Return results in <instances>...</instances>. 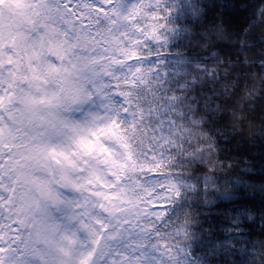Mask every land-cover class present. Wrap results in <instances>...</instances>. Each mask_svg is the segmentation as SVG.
Returning a JSON list of instances; mask_svg holds the SVG:
<instances>
[{
	"label": "trees",
	"instance_id": "obj_1",
	"mask_svg": "<svg viewBox=\"0 0 264 264\" xmlns=\"http://www.w3.org/2000/svg\"><path fill=\"white\" fill-rule=\"evenodd\" d=\"M13 1L19 5L11 17L16 23L14 31L21 30L15 42L19 55L22 57L37 38L36 70L48 77L47 89L58 93L62 80L58 76L51 78L54 63L57 75L66 70L73 76L89 68L92 91L82 94L74 113L79 115L89 102H97L109 130V142L119 151L115 158L100 148L88 150L90 161L82 160V165L73 169L77 175L91 178L88 185L81 187L82 194L71 182L73 170L64 169L57 177L53 166H40L38 159H34L33 170L22 177L31 185L28 195L38 196V207L43 201L46 213L62 206L64 195L82 199L84 206L79 210L99 232L92 242L88 264H126L130 259L117 256L126 245L138 256L152 251L148 247L149 234L135 223L147 219L139 211L145 205L148 211L166 210L156 225L169 215L177 224L184 223L176 219L178 216L188 217L184 239L167 235L153 238L161 250L156 252L157 264H175L176 260L179 264H264V0H164L170 8L167 19L164 12H157L154 19L150 10L141 9L140 15L129 21L139 20L141 31L155 25L156 19L164 24L163 28L150 29L161 41L166 39L163 47L155 40L141 41L146 46L151 43L159 52L152 58L156 67L148 75L150 78L157 71L164 74L167 91L179 97L185 112L189 110L186 119L179 121L186 128V143L174 161L175 167L165 162L150 173L160 179L181 175L177 179L183 188L176 205L150 198L141 205L135 203L136 186L129 178L142 174L140 160L135 144L115 123L114 110L124 99L116 89H134L131 96L142 105L144 123L154 124L155 115L148 114L151 95H139L140 88L146 85L137 87L123 81L117 85L112 80L113 72L120 70L113 63L119 56V46L107 29L119 30L126 22L102 18L104 9H100L101 16L95 12L98 0ZM29 1L34 17L30 25L20 10ZM150 2L121 0L122 12L127 14L132 4ZM98 18L99 23H95ZM165 28L169 29L166 36L162 35ZM4 33L0 27V40L5 39ZM94 60L96 67L92 65ZM126 64L135 65L136 59L129 57ZM19 72L25 73L21 67ZM143 74L142 68L138 75ZM17 84L20 86L21 81ZM131 107H136V101L131 102ZM152 107L157 105L153 103ZM8 127L9 124L3 137L8 136ZM145 135L151 136L152 130L146 129ZM169 151L175 153L174 149ZM60 195L63 201L57 204L55 199ZM105 216L113 223L119 222V227L114 229L106 222L101 227ZM12 226L20 228L18 223ZM154 227L147 225L149 231ZM163 231L168 233L170 229Z\"/></svg>",
	"mask_w": 264,
	"mask_h": 264
},
{
	"label": "rangeland",
	"instance_id": "obj_2",
	"mask_svg": "<svg viewBox=\"0 0 264 264\" xmlns=\"http://www.w3.org/2000/svg\"><path fill=\"white\" fill-rule=\"evenodd\" d=\"M30 3L25 2L20 6V10L27 15L28 25L34 23ZM18 7L13 0H0V27L5 29V39L0 40V195L7 197L3 212L12 218L11 226L18 223L20 209L17 204L20 200H25L29 207L34 203L39 208V199L28 195L31 185L22 178L27 175L26 171L33 170L34 159L41 161L40 166H53L56 176L60 177L64 169H76L82 165V160L88 163L91 159L88 155L90 149H103L115 158L119 154L118 148L109 142V130L97 102H89L79 115L74 113L78 102L84 97L82 94L92 91L89 68L73 76L66 70L57 75L58 67L54 63L51 78L58 76L62 80L58 93L47 89L45 81H48V77H42L36 70L34 61L39 54L37 38L23 51L22 57L19 55L15 42L20 39L21 30L17 27L18 31H14L16 23L12 21L14 8ZM82 21L86 23L84 18ZM108 24L111 25L110 22ZM96 63L97 60H94L93 67H96ZM20 67L24 75L19 72ZM19 80L20 86L17 84ZM8 124L11 130L7 137H3ZM90 181V177L79 176L73 170L71 182L79 190L78 194H82L81 187ZM64 196L62 206L49 209L47 214L66 229L68 235L65 239L76 252V264H88L93 253L92 242L99 235L98 228L88 222L83 217L84 212L79 210L84 206L81 198ZM62 201L61 195L55 199L57 204ZM19 232L20 228L14 235L18 236ZM63 251L71 260L72 252L67 249ZM117 256L130 259L126 264H148L147 254L138 256L127 245Z\"/></svg>",
	"mask_w": 264,
	"mask_h": 264
},
{
	"label": "snow or ice",
	"instance_id": "obj_3",
	"mask_svg": "<svg viewBox=\"0 0 264 264\" xmlns=\"http://www.w3.org/2000/svg\"><path fill=\"white\" fill-rule=\"evenodd\" d=\"M104 5H108V7L104 8ZM84 6L86 8L90 7L87 4ZM100 9H104L102 16L100 15ZM141 9L150 10V14L154 19L156 18L157 12H164L166 13L165 19H167V13L170 8L165 5L164 0H151L148 4H132L127 14L122 12L121 0H98L95 6V12L102 18L111 19L115 17L117 21L126 22L122 24L119 30L113 31L111 28L107 29L111 38L119 46V56H116L113 63L119 65L120 70L113 72L112 80L117 85L122 81L134 84L137 87L146 85V87L140 88L139 95L141 97L145 96L146 93L151 95V101L148 102V114L149 117L155 115L154 124L151 122H143L142 105L137 97L131 96V93L134 91L133 88L116 89V94L122 95L124 99L121 100L119 107L114 110L116 117L115 123L126 131L130 140L135 144V154L140 160L139 167L142 174L129 178L132 184L136 186L134 189L136 191L135 203L141 205L146 199L150 198L151 201L176 205L178 199L181 198V189L183 188L182 183L177 179L181 175H165L163 179H160L151 177L150 173L154 169H159L165 162L169 167H175L174 161L179 155L183 144L186 143V128L179 121L186 119L189 110L186 109L185 112V108L182 107L179 97L167 91L164 74L157 71L149 78L148 74L152 73V69L156 67L152 58L154 54L158 56L159 52H157L156 48L152 47L151 43L146 46L141 41L155 40L163 47L166 39L161 41L160 36H156L150 31L153 27L157 29L164 27V24L159 19H156L155 25H149V28L143 31L139 27V20L136 23L129 22L140 15ZM69 11L73 10L69 9ZM145 18V16L140 17V19ZM95 23H99V18ZM168 30V28H165V32L162 35L166 36ZM99 31L102 32L105 29H100ZM129 57L136 59L135 65L126 64V59ZM142 68L144 74L138 75L141 73ZM109 87L113 88L112 84ZM132 101H136V107H131ZM153 103L157 105L155 109L152 107ZM138 119L141 122L138 123ZM190 123L194 124L195 121H190ZM149 128L152 130V135L146 136L145 130ZM165 132L167 135H164ZM146 141L147 143H145ZM169 149H174L175 153L169 151ZM161 186H163V191H160ZM5 202H7V197L0 195V264H6V258L3 253L5 250L8 252L15 249L17 240V236L14 235L17 228L11 226L12 218L6 217L3 212ZM139 211L147 219L143 223L141 221H136L135 223H138L140 228L149 234V239L151 240V243L148 245L152 250L148 253V264H157L158 257L156 256V252L161 250L153 238L159 236L160 239H163L167 235L169 237L176 236L184 239L186 235L185 225L188 222V217L178 216L176 219L183 220L184 223L177 224L173 221V216L169 215L163 220L162 224L156 225V221L162 219L163 212L166 210L148 211L145 205ZM152 216L156 219L149 220L148 217ZM105 222L112 224L114 229L119 227V222L113 223L107 216L101 221V227H103ZM148 224L155 226L154 231L148 230ZM165 228H169L170 231L164 233L163 230ZM172 229L175 231H171ZM177 251L181 252V249L178 248ZM165 264H169V262H165ZM175 264H179V261L176 260Z\"/></svg>",
	"mask_w": 264,
	"mask_h": 264
},
{
	"label": "clouds",
	"instance_id": "obj_4",
	"mask_svg": "<svg viewBox=\"0 0 264 264\" xmlns=\"http://www.w3.org/2000/svg\"><path fill=\"white\" fill-rule=\"evenodd\" d=\"M17 207L20 232L15 249L3 254L6 264H76V252L65 239L66 229L44 211L43 201L37 208L34 203L29 207L20 200ZM65 249L72 252L71 260L64 254Z\"/></svg>",
	"mask_w": 264,
	"mask_h": 264
}]
</instances>
